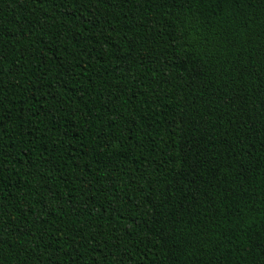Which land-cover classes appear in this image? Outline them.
Here are the masks:
<instances>
[{
	"label": "trees",
	"instance_id": "16d2710c",
	"mask_svg": "<svg viewBox=\"0 0 264 264\" xmlns=\"http://www.w3.org/2000/svg\"><path fill=\"white\" fill-rule=\"evenodd\" d=\"M0 264H264V0H0Z\"/></svg>",
	"mask_w": 264,
	"mask_h": 264
}]
</instances>
